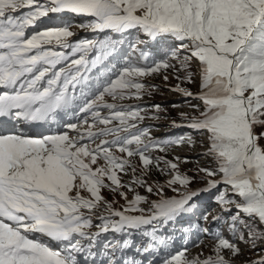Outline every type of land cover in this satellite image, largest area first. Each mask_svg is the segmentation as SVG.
<instances>
[{
	"label": "snow or ice",
	"instance_id": "1",
	"mask_svg": "<svg viewBox=\"0 0 264 264\" xmlns=\"http://www.w3.org/2000/svg\"><path fill=\"white\" fill-rule=\"evenodd\" d=\"M0 264H264V0H0Z\"/></svg>",
	"mask_w": 264,
	"mask_h": 264
},
{
	"label": "rangeland",
	"instance_id": "2",
	"mask_svg": "<svg viewBox=\"0 0 264 264\" xmlns=\"http://www.w3.org/2000/svg\"><path fill=\"white\" fill-rule=\"evenodd\" d=\"M72 19L76 20V21H79L81 18L79 17H73ZM29 31H32V29H29ZM73 31H75L77 33L76 36H74L72 39L73 40H77L81 37H84V36H91L92 34H89L88 33H85L83 31H80L79 29H75L73 28ZM81 33V34H80ZM84 33V34H83ZM154 83H157V84H160L162 83L159 79L153 81ZM172 83H175V81H172ZM193 91H195V89L193 88ZM184 98L180 97L179 95L177 94H174V93H170V92H167V91H163V94H160V93H157L153 99L151 101H149V103H158V104H161L163 106H165L167 108V112L168 114L172 115V116H175L178 112H191V109L188 107V106H183V107H180V108H172L170 107L169 105L174 103V102H180L182 101ZM192 103H197V101H192ZM149 123H152V122H149ZM162 125L167 123L166 121H161L160 122ZM161 133L159 134H155L156 132L153 133L154 136H157V137H160V136H165V135H171L173 133H181V132H184V131H188L186 129H172L171 131H169L168 129L166 128H161ZM197 141H199V137H196ZM203 151L201 148H199V146H197V148L195 149V151H192L189 149V147L187 145L179 148L178 150L176 149L175 150V154L176 155H179V156H188V157H195L196 156V153L197 152H201ZM200 163L201 164H204L206 163L205 160L201 159L200 160ZM195 167V163H187V164H184L182 165V168L183 169H191V168H194ZM191 174V173H189ZM193 187H198V185L194 184ZM117 199H119V197H117ZM120 203H124L123 200H120ZM199 208L197 209V215L192 217L193 220H198V216L200 214H202L203 212L205 211H208L210 213V215L208 216V220L209 222H211L212 220V217L220 214V207L215 204L213 202V194H202V196L199 198ZM224 215H228V213H225ZM185 221L184 220H181V221H178V228L180 225L184 224ZM202 223V222H201ZM206 227L208 225H205ZM215 225H213L214 227ZM224 235L227 237L228 233H227V230H226V226H225V230H224ZM194 239V237H193ZM209 244V240L207 237H204V241H203V244L200 245L199 248H192L187 254L189 255V257L191 256H195L197 253H199L201 251V249L204 250L205 254H207L208 252V249L207 247H205V245H208ZM176 247L179 248L180 247V241L178 240L176 242ZM198 250V251H197ZM194 251H197V253L193 254L192 252ZM241 260L243 259V257L240 258Z\"/></svg>",
	"mask_w": 264,
	"mask_h": 264
},
{
	"label": "bare ground",
	"instance_id": "3",
	"mask_svg": "<svg viewBox=\"0 0 264 264\" xmlns=\"http://www.w3.org/2000/svg\"><path fill=\"white\" fill-rule=\"evenodd\" d=\"M80 34H81V33H80ZM83 34H84V33H83ZM159 133H161V131H158V132H156L155 134H159ZM155 134H154V135H155Z\"/></svg>",
	"mask_w": 264,
	"mask_h": 264
}]
</instances>
